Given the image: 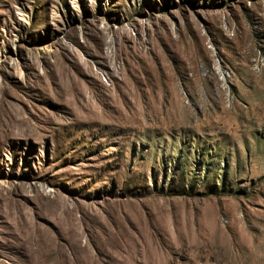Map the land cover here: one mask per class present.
I'll return each instance as SVG.
<instances>
[{"label":"rangeland","instance_id":"1","mask_svg":"<svg viewBox=\"0 0 264 264\" xmlns=\"http://www.w3.org/2000/svg\"><path fill=\"white\" fill-rule=\"evenodd\" d=\"M0 264H264V0H0Z\"/></svg>","mask_w":264,"mask_h":264}]
</instances>
